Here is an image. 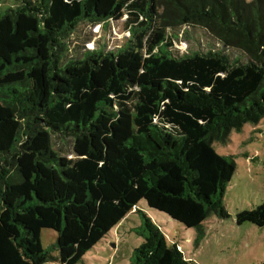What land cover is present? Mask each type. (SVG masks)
Here are the masks:
<instances>
[{"label": "trees", "instance_id": "16d2710c", "mask_svg": "<svg viewBox=\"0 0 264 264\" xmlns=\"http://www.w3.org/2000/svg\"><path fill=\"white\" fill-rule=\"evenodd\" d=\"M16 1L0 14V264H79L141 201L187 228L228 219L237 168L214 144L264 118V0ZM122 20L113 51L69 48ZM236 223L263 228L264 202ZM141 233L130 264H196L150 219Z\"/></svg>", "mask_w": 264, "mask_h": 264}, {"label": "rangeland", "instance_id": "374dc122", "mask_svg": "<svg viewBox=\"0 0 264 264\" xmlns=\"http://www.w3.org/2000/svg\"><path fill=\"white\" fill-rule=\"evenodd\" d=\"M19 5L16 0H3L0 14ZM129 38L122 20L111 25V29H106L104 24L91 29L82 25L80 32L69 39L68 45L70 49L75 46L79 50V45L86 43L90 50L113 51ZM180 39V48L189 50L191 41L184 37ZM196 46L195 43L190 49H196ZM214 146L219 155L233 159L237 168L224 195L228 219L212 214L200 229L187 228L141 201L79 264H130L134 250L144 242L141 227L145 218L160 229L170 245H179L185 257L196 264H264V227L236 223L238 213L264 202V118L257 125L247 124L241 131H232L227 142ZM54 149L70 153L71 138L57 140ZM57 240L55 231L46 229L42 232V246L50 250L53 257L59 256ZM55 259L48 264H59Z\"/></svg>", "mask_w": 264, "mask_h": 264}]
</instances>
